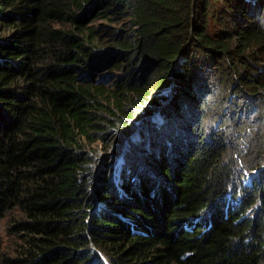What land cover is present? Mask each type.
<instances>
[{
  "label": "trees",
  "instance_id": "16d2710c",
  "mask_svg": "<svg viewBox=\"0 0 264 264\" xmlns=\"http://www.w3.org/2000/svg\"><path fill=\"white\" fill-rule=\"evenodd\" d=\"M90 1L0 0V264H264V0Z\"/></svg>",
  "mask_w": 264,
  "mask_h": 264
},
{
  "label": "rangeland",
  "instance_id": "374dc122",
  "mask_svg": "<svg viewBox=\"0 0 264 264\" xmlns=\"http://www.w3.org/2000/svg\"><path fill=\"white\" fill-rule=\"evenodd\" d=\"M112 25L110 22L104 20L96 21V25ZM116 26V25H113ZM138 124H142V119H137ZM112 143H110L111 145ZM20 217L18 211L12 210L8 215L0 216V258L13 255L17 252V249L21 245V240L19 238L16 230V223L14 220Z\"/></svg>",
  "mask_w": 264,
  "mask_h": 264
},
{
  "label": "water",
  "instance_id": "95a60500",
  "mask_svg": "<svg viewBox=\"0 0 264 264\" xmlns=\"http://www.w3.org/2000/svg\"><path fill=\"white\" fill-rule=\"evenodd\" d=\"M96 1H97V0H92V1H90V2L86 5L85 10H89V9H90V11H93L94 8H95V5H96ZM90 15H91V12H90ZM182 57H183V56H182ZM256 173H257V172H256ZM256 173L253 175V177L256 175Z\"/></svg>",
  "mask_w": 264,
  "mask_h": 264
},
{
  "label": "clouds",
  "instance_id": "9594fccd",
  "mask_svg": "<svg viewBox=\"0 0 264 264\" xmlns=\"http://www.w3.org/2000/svg\"><path fill=\"white\" fill-rule=\"evenodd\" d=\"M254 174H255V173H253V174H250V175H251V179H253V175H254ZM256 175H257V174H256ZM256 175H255V176H256ZM255 176H254V177H255Z\"/></svg>",
  "mask_w": 264,
  "mask_h": 264
}]
</instances>
